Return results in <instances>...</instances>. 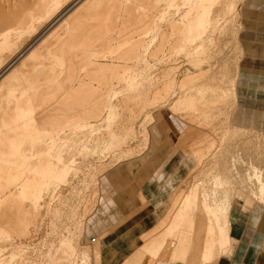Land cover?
<instances>
[{
    "label": "bare ground",
    "instance_id": "bare-ground-1",
    "mask_svg": "<svg viewBox=\"0 0 264 264\" xmlns=\"http://www.w3.org/2000/svg\"><path fill=\"white\" fill-rule=\"evenodd\" d=\"M23 1L0 0V264H92L102 189L166 132L195 164L147 249L184 232L185 263H216L234 193L264 201V134L238 114L245 0H36L17 18Z\"/></svg>",
    "mask_w": 264,
    "mask_h": 264
},
{
    "label": "rangeland",
    "instance_id": "rangeland-1",
    "mask_svg": "<svg viewBox=\"0 0 264 264\" xmlns=\"http://www.w3.org/2000/svg\"><path fill=\"white\" fill-rule=\"evenodd\" d=\"M35 1L36 0L23 1L21 6L13 9L14 11L11 10V13L14 14V16H17V15L19 16L22 13H24V11L32 8L33 3ZM245 2H246L245 5L247 7V8L245 7V10L246 9L247 10L245 11L246 14L244 13L246 17L243 20V23H244L243 30L246 31L244 33L246 34L248 38H246L245 43H244L245 45L241 48L242 52H244L243 53L244 59L241 58V60L237 61L238 65H240L239 72L242 75V79L240 83L241 93L239 94V96L241 95L240 96L241 98L243 96L245 105L241 106L238 109V114L241 115L243 118L248 119V121L245 122L244 126L242 127L246 128L245 132L246 134L249 135L246 138L248 140L250 138L251 140L249 141H252V143H255L256 140L253 139L254 137L251 133H253L254 131L255 132L258 131V134H262V135L264 134V0H245ZM5 12L7 13V11ZM253 57H254V60H253ZM230 61L234 62V59L233 60L231 59ZM178 125H179L178 128L175 129L176 131L181 130V129H186V130L192 129V125L187 123V121H180ZM194 129L195 130H191L194 133L196 131L197 132L204 131L203 129H196V128ZM206 130L211 131V129H206ZM213 132L216 133L215 131ZM169 134L166 132L165 134L162 133L160 137H156L153 139L151 137L150 141L148 139L146 150L143 148L145 150L144 151L145 153L142 155V158H145V159L144 160H142L141 158L136 159L140 161H137L136 165L130 170L125 169L126 167H123L122 171H120V173H118L117 175L112 176L111 182H108V184L105 185V188L102 189L100 193L101 202H99L97 206L93 208V212L88 216L86 226H85L86 244L91 248L93 245V242H94V245H97V246L99 242V261H98V258L95 257L96 256L95 255L93 256V258L95 259L92 264H100V240L97 241V238L99 235H101V231L105 230V228L109 226V224L117 221L118 219L124 218L127 215L128 217H130L132 216V214L134 215L148 206V202L146 201L145 197L143 196V194L140 192L139 189L141 188L142 184L151 177L152 169L156 171V168L158 167L161 168V165L166 163L170 157H174V160L171 162V165L173 166L177 164L178 162H180L183 165L184 171H183L182 181H184L188 173L194 166L195 160L191 152L186 153L184 149H180L175 154L170 153V146H171L170 138L171 137ZM211 134L213 135V133ZM242 136H241V139L245 137L246 135H244L243 137ZM211 138L212 137H208L205 140H209V139L211 140ZM139 141H140L139 138L136 139V141L133 143L131 147H134L136 145L138 146V144L140 143ZM204 144L201 143L202 146H204ZM261 144H263V141H261ZM197 145H198L197 148L202 147L200 144H197ZM251 151L252 150L250 149V152ZM262 153H264V151ZM261 157H264V155ZM260 158L258 160V165L259 166L261 165L260 167L263 169L264 168V158H261V159ZM104 179L107 180L108 178L105 177ZM182 181H180L178 186L173 189L170 196L164 202V205L162 206L158 214L159 217H158L157 223L152 227V229H150L148 232L143 234L141 237V239L144 242L142 246V250L145 251L147 254L151 255L153 258H157L160 251L162 250V248L164 247V245L166 244L168 240L164 242L159 253H155L153 251H151L150 253L147 249V245L145 242L146 236L149 234V232L153 231V229L156 228L157 224L161 222L162 217H164V215H166V213L170 209L172 201L177 196V189L180 188V186L182 185ZM243 189H240V191L238 190L234 193L233 199L231 200V208L236 207L238 211L242 210L243 214L252 215L256 219V221L258 219L259 220L261 219V222L264 224V204H263L264 201L259 203L260 201H258V199H256L252 193H251L252 195L250 196L249 193L255 189L253 188L247 189L248 191H246V188L244 190ZM68 190H69L68 188H65L63 190V193H67ZM255 204L258 206L257 207L258 209L256 208ZM137 206H140V207L134 211V208H137ZM254 209L260 210L258 216L257 215L255 216V214L252 213ZM229 217H230V213H229ZM229 224H230V219H229ZM41 225H40V228H41ZM184 236L189 241L188 242L189 244L190 243L189 234L183 232V237ZM43 238L44 237H42V234L40 232H37V233H34V235L32 236L31 238L32 242H30V244L28 243L29 241H25L23 239V242L24 243L26 242L29 245L28 248H29V252L31 253L30 258L32 260H35L37 258V255H39L38 254L39 251L40 252L45 251V248L42 245H40L41 243H43V240H44ZM230 239H231V242L221 257L228 256L232 252V247L235 243V240L232 239L231 237ZM173 248L174 247L172 245V250H171L169 260L167 262L158 261L159 264L182 263L181 261L175 260L172 257ZM139 249L134 254H136L139 251ZM35 251L37 252V254L33 253ZM134 254L132 256H134ZM132 256H130L129 258H131ZM129 258H127L125 262ZM138 264L140 263L138 262Z\"/></svg>",
    "mask_w": 264,
    "mask_h": 264
},
{
    "label": "crops",
    "instance_id": "crops-1",
    "mask_svg": "<svg viewBox=\"0 0 264 264\" xmlns=\"http://www.w3.org/2000/svg\"><path fill=\"white\" fill-rule=\"evenodd\" d=\"M174 157H170L161 168L151 170V177L147 179L139 189L148 202V206L140 212L128 217L120 218L109 224L101 231L100 239V264H159L158 261L167 262L170 258L172 245V257L185 263L189 245L183 235L177 236L166 242L157 258H153L142 250L144 244L142 235L148 232L157 223L159 212L173 189L178 186L183 178V165L178 162L171 165ZM156 172V173H155ZM134 208V211L137 210ZM229 238L235 240L232 252L228 256H222L226 251L223 249L220 259L214 264H264V224L252 215H245L238 209L230 211ZM106 234V235H105ZM103 235V236H102ZM98 236V238H100ZM97 238V239H98ZM146 242V241H145ZM173 242V243H172ZM231 242V239H230ZM148 246V244H146ZM99 246V244H98ZM140 248V249H139ZM139 251L134 254L137 250ZM134 254V256H132ZM132 256L131 258H129ZM99 261V248H98ZM129 258L126 262L125 260ZM125 262V263H124Z\"/></svg>",
    "mask_w": 264,
    "mask_h": 264
}]
</instances>
